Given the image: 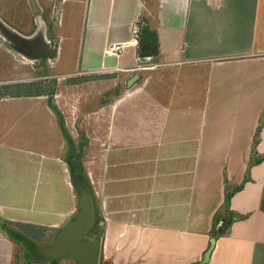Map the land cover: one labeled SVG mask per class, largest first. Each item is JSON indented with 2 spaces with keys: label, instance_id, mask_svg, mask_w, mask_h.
Masks as SVG:
<instances>
[{
  "label": "crops",
  "instance_id": "crops-1",
  "mask_svg": "<svg viewBox=\"0 0 264 264\" xmlns=\"http://www.w3.org/2000/svg\"><path fill=\"white\" fill-rule=\"evenodd\" d=\"M29 3L0 0V30L23 46L34 39L11 30L48 6ZM62 9L43 51L27 56L46 62L51 91L10 82L26 67L0 39V264H80L39 253L76 218L67 158L76 134L99 264H264V160L250 167L264 157V126L253 147L264 118V0H64ZM137 20L139 47L110 53ZM146 57L156 68L136 71Z\"/></svg>",
  "mask_w": 264,
  "mask_h": 264
},
{
  "label": "rangeland",
  "instance_id": "rangeland-1",
  "mask_svg": "<svg viewBox=\"0 0 264 264\" xmlns=\"http://www.w3.org/2000/svg\"><path fill=\"white\" fill-rule=\"evenodd\" d=\"M46 1L48 2V6L47 8H45V13L44 15L41 16V18L34 17V15H32V12L30 11L29 18L31 20L29 21L28 28L26 30H19V29L11 30L18 34L21 33L22 36L24 35L26 37H29L30 39H34L32 40L33 45L30 44V46H23L21 43H19L18 41L16 42L14 40V37L11 35V33L4 32L5 34H7L5 36L3 31L1 30H0V39L1 38L4 39L2 43H4L5 48L9 50L10 59L15 61L16 65L21 64L26 67L25 73H22V74L18 73L15 77H12L11 79H9L10 82L12 81H19V82L31 81L35 83H41L44 86V88L50 90L49 83H48V81L50 80L45 78L47 75H49L47 71L48 69L46 66V62L44 60L32 61L28 58L29 57L28 55H32L34 51H36L37 49H40L41 52L43 51V46L45 47V43L47 41L45 37L47 38V35H50L47 33V31L51 29V27L53 29L54 28L53 25L59 26L61 24L62 10H63L62 3L64 0H46ZM23 3L26 4V9L30 10L29 0H23ZM19 9L23 10L22 7H20ZM0 19H2L1 13H0ZM49 39L52 42L51 43L52 49H55V47L57 48V44L59 42V37H57V34L52 33ZM13 40L15 42H13ZM16 43L18 44L17 45L18 47L16 46ZM19 48H21L22 51L19 50ZM48 51H51V50H49L48 48ZM66 82L67 81H65V79L60 78L57 84H55L56 86H58L57 90L66 88ZM56 86L54 87V89L56 88ZM71 110H72V107H71ZM70 114L73 116V111H70ZM76 120L78 121L76 125V131H78V134L80 135L81 131L79 130L78 125L82 124V119L76 118ZM72 128L74 127L72 126ZM74 137H75V141H72L69 143L70 145L68 148L69 150H67V158H69V160H71L72 163L78 169V173H76L77 185L78 186L85 185V186L90 187V178H89V175L87 174V168H86L87 157L84 153L85 150L83 149V147L85 146V142L81 136L77 138V134L74 135ZM75 194L77 196V202H79L80 195L77 191H75ZM94 203H96L95 199H94ZM78 212H79V208H77V214ZM98 234L99 235L101 234L100 230L95 231L91 235L90 241H94L98 239L99 237ZM25 241L27 243H30L29 239H25Z\"/></svg>",
  "mask_w": 264,
  "mask_h": 264
},
{
  "label": "water",
  "instance_id": "water-1",
  "mask_svg": "<svg viewBox=\"0 0 264 264\" xmlns=\"http://www.w3.org/2000/svg\"><path fill=\"white\" fill-rule=\"evenodd\" d=\"M33 7L34 0H30ZM75 187L80 195L79 212L76 218L69 223L58 235L52 248L42 249L40 255L48 259L71 257L80 264H99L101 241L91 240L92 232L97 224L96 208L90 189L85 186ZM213 246L207 252L203 263L209 259Z\"/></svg>",
  "mask_w": 264,
  "mask_h": 264
},
{
  "label": "built area",
  "instance_id": "built-area-1",
  "mask_svg": "<svg viewBox=\"0 0 264 264\" xmlns=\"http://www.w3.org/2000/svg\"><path fill=\"white\" fill-rule=\"evenodd\" d=\"M143 22L141 20H137L135 24L133 25L132 31H131V37L129 40L125 43H116L113 44L110 53H119L121 54L127 47H133L138 48L140 45V38H141V29H142ZM138 63L136 67L134 68L136 71H142L147 69H153L156 68V65L151 64V58H138Z\"/></svg>",
  "mask_w": 264,
  "mask_h": 264
},
{
  "label": "trees",
  "instance_id": "trees-1",
  "mask_svg": "<svg viewBox=\"0 0 264 264\" xmlns=\"http://www.w3.org/2000/svg\"><path fill=\"white\" fill-rule=\"evenodd\" d=\"M264 126V118L261 119V123L257 129V132H256V135H255V139H254V143H253V147L256 146V144L258 143L259 141V137H260V132H261V129L262 127ZM254 149V148H253ZM262 160H264V157H261V158H257V159H254V157L251 159V163H250V167L254 164H257V163H260ZM73 167L75 168V174L78 173V169L76 168L75 165H73ZM249 167V168H250ZM248 177H246L245 181L242 183V185L240 187H238L237 189H240L241 187H243V185L248 181ZM232 197V194L230 193H227L226 195V201H225V207L228 208L229 206V203H230V199ZM227 215L230 216V219L231 221L227 224V228L231 225L232 223V219H233V216L231 214V212L229 211V209H227Z\"/></svg>",
  "mask_w": 264,
  "mask_h": 264
}]
</instances>
